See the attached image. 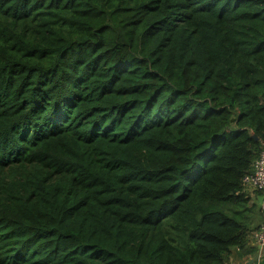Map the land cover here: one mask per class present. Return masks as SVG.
<instances>
[{"label": "trees", "instance_id": "obj_1", "mask_svg": "<svg viewBox=\"0 0 264 264\" xmlns=\"http://www.w3.org/2000/svg\"><path fill=\"white\" fill-rule=\"evenodd\" d=\"M263 149L264 0H0V264L255 254Z\"/></svg>", "mask_w": 264, "mask_h": 264}, {"label": "crops", "instance_id": "obj_2", "mask_svg": "<svg viewBox=\"0 0 264 264\" xmlns=\"http://www.w3.org/2000/svg\"><path fill=\"white\" fill-rule=\"evenodd\" d=\"M251 193V202L256 205V210L254 214H251V228L253 231L264 223V193L261 194L251 188L248 189ZM256 211L259 213L256 215ZM252 244V243H251ZM246 247L244 249H238L229 259L227 264H264V254L259 253L256 250L255 254H252ZM248 251V252H247Z\"/></svg>", "mask_w": 264, "mask_h": 264}, {"label": "built area", "instance_id": "obj_3", "mask_svg": "<svg viewBox=\"0 0 264 264\" xmlns=\"http://www.w3.org/2000/svg\"><path fill=\"white\" fill-rule=\"evenodd\" d=\"M243 184L244 191L251 188L264 193V149L256 158L252 172L245 175ZM251 243L257 248L259 253L264 254V223L252 232Z\"/></svg>", "mask_w": 264, "mask_h": 264}, {"label": "rangeland", "instance_id": "obj_4", "mask_svg": "<svg viewBox=\"0 0 264 264\" xmlns=\"http://www.w3.org/2000/svg\"><path fill=\"white\" fill-rule=\"evenodd\" d=\"M251 193H252V192H250V193L248 192V189L245 191L246 196L249 197L250 199H251ZM250 204H252L251 200H250ZM255 208H256V205H255V207H254V210L251 211V214H254V213H255V210H256ZM233 209H234V208H233ZM228 211H231V210H228ZM231 212H233V211H231ZM258 213H259V211H256V215H257ZM251 216H252V215H251ZM249 224H251V222H249ZM253 247H254V246H253ZM254 249L257 250L256 247H254Z\"/></svg>", "mask_w": 264, "mask_h": 264}, {"label": "water", "instance_id": "obj_5", "mask_svg": "<svg viewBox=\"0 0 264 264\" xmlns=\"http://www.w3.org/2000/svg\"><path fill=\"white\" fill-rule=\"evenodd\" d=\"M252 136H253L254 138H257V139H258V137L256 136V134H255L254 132H252Z\"/></svg>", "mask_w": 264, "mask_h": 264}]
</instances>
